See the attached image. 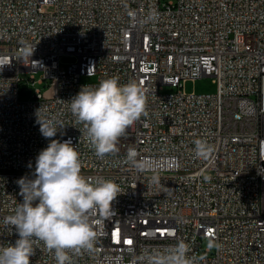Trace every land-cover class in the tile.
I'll list each match as a JSON object with an SVG mask.
<instances>
[{
    "label": "built area",
    "instance_id": "1",
    "mask_svg": "<svg viewBox=\"0 0 264 264\" xmlns=\"http://www.w3.org/2000/svg\"><path fill=\"white\" fill-rule=\"evenodd\" d=\"M0 65V246L18 239L3 221L50 142L41 108L63 125L54 139L71 140L82 175L123 190L106 220L94 218V249L75 264H140L143 250L178 240L198 264H264V0H0ZM202 76L215 93L184 90ZM109 77L137 81L148 115L101 159L68 101ZM45 80L51 97L35 85ZM197 139L213 146L207 159L195 156ZM129 147L140 167L126 162ZM35 247L30 264H55Z\"/></svg>",
    "mask_w": 264,
    "mask_h": 264
},
{
    "label": "clouds",
    "instance_id": "2",
    "mask_svg": "<svg viewBox=\"0 0 264 264\" xmlns=\"http://www.w3.org/2000/svg\"><path fill=\"white\" fill-rule=\"evenodd\" d=\"M29 47L24 45V54L31 56L34 49L29 53ZM68 102L101 159L117 153L127 130L148 115L145 89L135 80L121 84L118 77L102 79L97 86L85 84ZM40 109L37 123L50 142L36 157L33 178L17 181L23 200L3 226L14 228L18 239L0 246V264H30L38 244L53 254L55 264H75L74 255L94 249L98 238L94 218L106 220L112 214L113 201L123 192L111 179L92 180L82 175L80 155L71 140L54 139L63 125L54 117L41 118ZM194 144L197 158L207 159L214 150L206 139ZM137 157L136 149L129 147L126 162L140 167ZM151 182L158 184L159 177L154 175ZM214 246L219 247L209 241L208 247ZM189 253V244L178 240L164 248L145 249L138 259L140 264H198L197 257Z\"/></svg>",
    "mask_w": 264,
    "mask_h": 264
},
{
    "label": "rangeland",
    "instance_id": "3",
    "mask_svg": "<svg viewBox=\"0 0 264 264\" xmlns=\"http://www.w3.org/2000/svg\"><path fill=\"white\" fill-rule=\"evenodd\" d=\"M46 9L48 11H52L54 9L53 6L48 5L46 6ZM72 58L65 57L63 59V63H67L71 61ZM41 71H37L35 73V77L39 79L41 77ZM23 76H27V74H24ZM83 81L85 82H95L96 79L95 77H83ZM36 87L40 88L44 94V97H51L52 96V89L50 86H48V82L45 80L41 83H36ZM177 87H173L170 85L164 86L163 92H171V91H176ZM184 90L187 92H197V93H215L217 90V83L214 80V77L211 76H202L200 78H197L196 80H190L184 84ZM30 95V94H29ZM209 239H205L203 241V248L208 247ZM214 249V247H211Z\"/></svg>",
    "mask_w": 264,
    "mask_h": 264
},
{
    "label": "snow or ice",
    "instance_id": "4",
    "mask_svg": "<svg viewBox=\"0 0 264 264\" xmlns=\"http://www.w3.org/2000/svg\"><path fill=\"white\" fill-rule=\"evenodd\" d=\"M126 243H131V241H125Z\"/></svg>",
    "mask_w": 264,
    "mask_h": 264
}]
</instances>
